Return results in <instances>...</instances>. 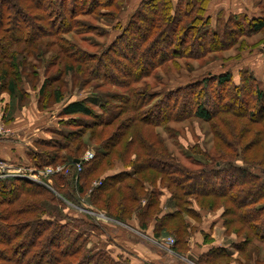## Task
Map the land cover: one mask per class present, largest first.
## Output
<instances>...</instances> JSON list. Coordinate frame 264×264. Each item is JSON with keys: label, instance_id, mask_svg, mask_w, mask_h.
<instances>
[{"label": "trees", "instance_id": "1", "mask_svg": "<svg viewBox=\"0 0 264 264\" xmlns=\"http://www.w3.org/2000/svg\"><path fill=\"white\" fill-rule=\"evenodd\" d=\"M129 2L0 0V93L8 96V105L25 107L31 92L36 93L39 109L56 105L63 100L66 90L63 76L77 74L80 78L82 68L89 75L85 83L92 78L97 87L115 90L99 93L98 105L94 99L65 105L60 115L69 121H62L61 127L78 124L79 130L65 133L58 146H50L45 139L31 143L25 157L32 161L34 168L54 163L70 167V175L52 176L55 193L23 179H0V264H127L125 260L112 258L105 249L94 244L89 246V240L102 233L90 218L76 212L70 216L64 213L63 200L73 202L75 195L84 204L88 200L86 205L104 210L119 222H124L131 212L137 214L142 230H146L156 215L155 236L160 237V233L174 236L176 244L172 251L178 254L183 247L177 246L183 244L187 234L183 217L192 214L190 199L208 210L223 207V225L228 232L243 236L234 245L239 255H245L255 243H264V91L259 89L255 78L241 73L239 85H235L231 74L226 72L213 77L212 82L205 79L170 90L155 103L146 86L149 80L155 82L157 73L179 69L183 60L197 61L230 50L238 43L239 50L245 38L264 31V0L260 3L261 18L219 14L214 24L205 13L210 0H177L176 3L140 0L122 27L121 13ZM92 17L95 23L100 17H111L114 20L111 28L121 31L98 54L63 39L80 27L82 18ZM43 38L53 42L38 47ZM53 45L75 68L72 63L66 64L65 72L59 69L42 83L33 69L29 75L37 79L26 90V78L22 75L28 66L33 67L27 57L36 62L42 50L49 51ZM95 109L100 113H95ZM125 113L126 120L109 134L105 129ZM224 116L230 117L221 118ZM85 118L89 121L84 122ZM225 119L232 124L236 122L226 132L228 136L233 137L236 132L239 135L234 141L227 140L228 136L218 131L214 135L220 142L231 147L240 145L245 153L253 154L251 160H244L242 169L232 162H213L215 155L200 151L196 155L203 158L204 164L192 162L198 170H187L168 153L158 136L149 133L150 129L188 120L215 127L217 121ZM86 134L88 141L100 139L102 146L96 149L91 160L81 164L77 173L73 163L80 160L79 154L85 145L82 138ZM244 138L247 142L242 144ZM228 145L224 146L226 154H221L225 159L234 152ZM44 147L50 151L55 149L56 153L38 151ZM66 150L68 153L61 157L57 154ZM220 150L215 154L219 155ZM116 160L123 161L125 169L102 178L100 187L87 195L89 179L111 168ZM146 184H160L169 191L176 207L172 214L160 217L153 214L159 201L156 193L146 189ZM56 194L61 197L57 198ZM145 198L142 209L141 199ZM231 258L232 254L218 248L199 261L200 264H232Z\"/></svg>", "mask_w": 264, "mask_h": 264}, {"label": "rangeland", "instance_id": "2", "mask_svg": "<svg viewBox=\"0 0 264 264\" xmlns=\"http://www.w3.org/2000/svg\"><path fill=\"white\" fill-rule=\"evenodd\" d=\"M128 4L126 5V8L128 7ZM126 8L124 9V11L126 10ZM123 13L124 12H122L121 14ZM129 18L125 20L122 18L120 25L123 27L127 23L126 21L129 20ZM91 19L94 20L93 17L90 19L82 18V24H80V27L78 29H76V27L75 29L71 30L73 34H68L65 37L63 36V39L68 43L74 42V44H76V46H78L82 50H87L92 54H98L99 52L103 51L108 46H110L113 40L118 35H120L121 31L118 29L111 28L114 25V20L111 19V17L110 19L100 17V19L96 23ZM74 33H76V35ZM245 40V44L240 47L239 50H237L239 45L238 43L237 46L225 52L211 54L205 58L201 57L197 61L183 60L180 63L179 69L172 68L167 73L162 71L157 73L155 82L149 80L146 85L147 90H150L149 94L154 97V103L156 102V100L160 99L162 95H166L168 92H170V90L174 91L188 83H198L200 81H204L205 79H209V81L212 82L213 77L218 76L220 74H225L226 72L231 74L232 83H234L235 85H239V81L243 73L252 75L255 78L259 89L264 91V54L259 53V49L264 45V31L256 33L252 37L245 38ZM51 41L53 42L52 39L43 38L42 40H40V42H38L37 46L44 47L48 42ZM19 50H21V48H19ZM56 55L60 54L56 52V47H54L53 45V47L50 48L49 51L42 50L41 54L36 59V62H32V59L29 56L27 57V62L29 63V65H33V67L31 69V67L28 66L25 73L22 75L24 80L26 78L25 82L27 84L24 86L26 90L31 88V86L36 82L37 78H33L29 75L30 71H32L33 69V71L37 73L38 80L40 83H42V80L46 77L55 75V73L59 69L62 71V73L66 71L63 70V68L66 66V64L69 65V63H72V61L66 59V57H64L65 55H60L55 58ZM186 63L188 64V66H185ZM73 66L75 68L74 64ZM81 70L82 72L80 78H77V74H73V76L72 74H67L66 76L62 75V81H65L66 84V90L63 100L57 103L56 105H50L49 108L44 110L39 109L36 104H33L35 103L34 96L36 95V93L34 92H31L30 99L29 101H27L28 104L26 103V105L25 103H23V105H26L24 107V111H22V106L12 107L6 104V102L8 103V99H1V97L4 96L5 93H0V113L1 111L4 112V114L6 113L4 117L5 120L0 123L7 127L10 124L14 128L23 127L24 125H27L29 123L28 125L30 128L28 130L30 131L29 133H31V135L36 133H32L35 128H40V132H43V130H45L46 132H48V138H43L42 140L45 139L46 141H48L50 146H58L61 138L64 136L65 133H71L72 131L79 130L77 126L78 124L71 128L68 125L66 127H61L62 121H69L68 118L62 117L60 115V111L65 105L69 104V102L71 101L84 100V102H89L91 101V99H94V101L98 105L99 102L96 97L97 95H99V93L115 91L114 89L107 87H97V82L91 80L92 78H90V80L85 83V81L89 78V75L86 74L87 72L85 69L82 68ZM27 76L29 77L27 78ZM213 84L215 85V83ZM95 111V113H100L98 109H95ZM127 117L128 115L127 113H125V115H123L120 120H117L111 127H107V129L105 130L109 134L114 133L117 126L121 122L126 120ZM227 117L224 116L221 118ZM47 120H53L52 125L46 126L45 124ZM82 120L84 122L89 121L87 118ZM217 124L218 125L214 127L201 121L188 120L184 123L171 124L166 128L160 127L157 129H150L149 133L152 132L153 137L155 135L158 136L162 140V144L168 150V153L175 156L179 164L185 167L187 170H198V168L195 167L192 162H196L195 164L199 165H201L202 163L204 164V160H202L203 158L199 155H196L200 151L207 154L210 153V156L212 157H214L215 155L213 162H232L234 166L242 169L245 165L244 160H251L253 158V154L251 155L249 153H245L242 150V146L240 145H232L231 147V145H228L229 143H226L224 141L220 142L214 135V132L218 131L221 134L228 136V133L226 132L228 131V129L233 128L234 125H236V122L232 124L228 120L226 121L225 119L222 120V122L217 121ZM166 129H170V132H167ZM238 135L239 134L236 132L233 137L228 136L227 140L234 141V138H236ZM82 140H85V145L83 147V151L79 154V159L84 156L86 151H89L94 154L96 152V149L102 146L99 144L100 139L96 138L94 140L90 139L88 141L87 134L82 138ZM246 142L247 139L244 138L242 144H245ZM225 145L230 146V151H234L232 154H229V157L226 159L225 156L221 155L222 153L226 154L224 149ZM219 149L222 150L219 151V155H216L215 151ZM46 150H49V152H52V154L56 153L55 149L53 151H50V149H48L47 147H44V149H38L39 152H44ZM68 151L69 150L63 152L58 151L57 154L61 157L62 155L68 153ZM23 164L27 165L28 167H33L32 161H29L27 158H24ZM46 166L55 170L59 166L66 167L67 164L54 163ZM125 167L126 164L123 161L116 160L111 168L101 170L99 175L92 176V178L89 179L87 184V187L89 188L87 191V195L95 189H98L94 186L99 185L98 187H100L102 178L107 177L109 174H113L118 171H123ZM236 174L237 173H235V175ZM51 178L52 176L47 177L45 179L42 178L40 179V183L34 184H38L40 186H43L44 188L46 187V189H48L49 191L54 192V190L52 189L53 184ZM48 182H50V184ZM144 186L148 191L156 193L155 197L159 201V205L157 206L156 211L153 212V214L156 213L158 217H160V215L162 216V214L164 213L172 214L174 212L176 207L174 206V202H171L172 199H170L169 191L164 186H161L160 184H156V186H150L149 184H146ZM56 197L60 198L61 196L56 194ZM146 201V198L141 199L140 208H145ZM190 202L192 214L184 215L183 217L187 227V229H185L187 234L184 238L183 244L177 246L183 247L182 252L178 254L172 251V248H175L176 244V238L174 236L166 233H160V237L155 236V233L153 232V226L156 215L151 218V221L148 223L146 230H142L141 228H139V220L137 214L135 213L131 212L124 222H119L118 220L116 221L115 219H113V217H111L110 215L106 214L104 210L102 211L93 207L92 205L84 204V202H82V198H79L77 195H75V199L73 202L63 200V203L66 205L64 213H66L68 216L76 212L90 218L91 221L101 229L103 226H115L127 230L128 232L130 230L134 231L148 242L157 244L159 246L162 245V247L166 249H168L167 247L169 246V250L172 252L170 255H168L172 258L178 256L179 258H177L179 260V264H200L199 256L197 255L199 251L197 250L199 249L198 242L209 240V237L203 238L201 229L203 227H206L208 221L219 216L221 219V223L219 222L217 224V228H215L214 230L215 240H223L225 242L228 241L229 244L232 243L233 240H242V235H237L233 231L228 232L225 225H223V207H216L213 210H208V208H205L203 206L200 207L197 202L193 199H190ZM170 241H173L172 245L169 244L171 243ZM188 241H190V243H188ZM93 242H96V240H89V246L92 245ZM193 244L196 247L194 249H191ZM231 259L233 260L232 264H264V243H255L246 251L245 255L237 254Z\"/></svg>", "mask_w": 264, "mask_h": 264}, {"label": "crops", "instance_id": "3", "mask_svg": "<svg viewBox=\"0 0 264 264\" xmlns=\"http://www.w3.org/2000/svg\"><path fill=\"white\" fill-rule=\"evenodd\" d=\"M129 1L130 2L128 4V7L121 15V19H127L140 2V0ZM172 1L174 3L177 2V0ZM260 3L261 0H210L205 13L213 24L219 14H245L251 19L255 17L261 18L263 11L261 10ZM3 98L8 99V96L5 94L1 97V99ZM6 104L8 103L6 102ZM33 104L35 105L36 102ZM24 110L25 108L23 107L22 111ZM0 114L2 117L5 116L4 112L2 111ZM1 116L0 122H2ZM52 123L53 120H47L45 125L50 126L52 125ZM28 124L19 128H14L10 124L8 125V128L10 129L12 135L9 137V139L1 140L0 142L1 161L6 160L13 163L19 162V159L23 161L24 158H26V152L28 151L29 147H31V143L36 140L48 138V132H46L45 130H43V132H40V128H35L32 133H36L31 135V133H29L30 131L28 130L30 128ZM168 214L170 213H164L162 215ZM219 222L221 223L220 216L208 221L206 227H203L201 229L203 238L209 237V240H204L205 242H198L199 249H196L199 250L197 253L199 258L206 256V254L212 249L218 248H221V250H224L228 254H232V257L238 254L234 248V245L236 243H239L241 240H233L230 244L228 241L225 242L223 240H215L214 230L215 228H217V224ZM100 230H102V233L99 236L92 237L91 241L95 239L96 242H93V244L99 248H102L103 250L105 249L106 251H108L112 258H120L122 260H125L127 264H179L178 256L172 258L164 252L158 251V249L155 248L150 242L145 240L134 231L130 230L128 232L127 230L110 225L103 226ZM188 243H190V241H188ZM195 247L196 246H194L193 244L191 249H194Z\"/></svg>", "mask_w": 264, "mask_h": 264}, {"label": "built area", "instance_id": "4", "mask_svg": "<svg viewBox=\"0 0 264 264\" xmlns=\"http://www.w3.org/2000/svg\"><path fill=\"white\" fill-rule=\"evenodd\" d=\"M12 135L10 129L0 123V141L9 139V137ZM93 157V154L89 151H86L83 157L80 158L79 162L73 163L75 166L76 172H80L81 170V164L86 163L87 161L91 160ZM63 174V175H70V167L69 166H59L55 170L49 168L48 166H44V168L37 169L34 167H28L27 165L23 164V161L19 159V162L13 163L11 161H6V160H0V179L2 178H11V179H23L28 182H33V183H40V179H45L50 176H56ZM50 184V182H48ZM99 185L94 186L98 188ZM86 203V202H85ZM87 204V203H86ZM173 244V241H170ZM151 243V242H150ZM155 248L158 249V251H162L165 254H171L172 251L169 250V246L167 247L168 249L159 246L157 244L151 243ZM170 245V246H171ZM168 255V256H169Z\"/></svg>", "mask_w": 264, "mask_h": 264}, {"label": "water", "instance_id": "5", "mask_svg": "<svg viewBox=\"0 0 264 264\" xmlns=\"http://www.w3.org/2000/svg\"><path fill=\"white\" fill-rule=\"evenodd\" d=\"M259 53H260V54H264V45L259 49ZM75 162L77 163L78 160H75ZM262 175H263V177H264V171L262 172ZM86 202L88 203V200H86Z\"/></svg>", "mask_w": 264, "mask_h": 264}]
</instances>
